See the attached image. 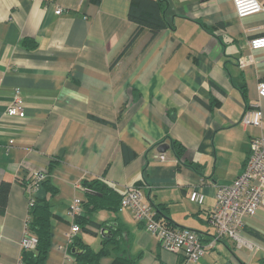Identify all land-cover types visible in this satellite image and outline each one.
Wrapping results in <instances>:
<instances>
[{"label":"crops","instance_id":"1","mask_svg":"<svg viewBox=\"0 0 264 264\" xmlns=\"http://www.w3.org/2000/svg\"><path fill=\"white\" fill-rule=\"evenodd\" d=\"M164 1L171 27L154 37L143 30L123 52L136 28L130 0H0V184L10 183L0 264L21 261L28 204L19 181L50 161L59 162L49 176L56 194L43 187L34 194L51 205L45 264H74L67 210L75 197L85 199V179L104 178L121 195L138 185L161 210L158 220L193 230L202 243L211 239L216 188L241 174L251 139L264 135V101L257 97L264 49L248 45L264 36V10L238 18L231 0ZM24 39L33 43L24 47ZM247 55L252 60L241 67ZM15 90L24 102L21 119L6 116ZM255 107L261 127H243L242 113ZM172 141L184 148L179 159ZM159 144L169 147L160 153L165 161L157 158ZM194 188L204 195L201 205L188 200ZM90 220L74 237L93 251L108 234L101 232L105 222L118 223L132 264L184 262L126 209L100 210ZM240 236L253 249L223 238L197 264H264V211L244 220ZM114 257L111 250L100 264Z\"/></svg>","mask_w":264,"mask_h":264},{"label":"built area","instance_id":"2","mask_svg":"<svg viewBox=\"0 0 264 264\" xmlns=\"http://www.w3.org/2000/svg\"><path fill=\"white\" fill-rule=\"evenodd\" d=\"M231 1L238 18L264 10V6L258 0ZM62 12L63 9H56L57 15ZM248 45L250 51L264 49V36L251 38ZM251 60V56L247 55L239 59L238 62L243 67ZM257 97L264 101V81L258 84ZM6 116L19 119L24 117V102L18 90L14 92L12 101L6 110ZM240 123L243 127L260 128L262 125L261 111L257 107L244 110ZM157 158L160 161H165L163 154L158 153ZM43 172H45L43 169H33L28 173V178L33 180L32 185H34L28 189V207L32 206L34 194L40 189V184L45 178ZM76 188H80V186H76ZM188 200L201 205L204 195L199 189L194 188L190 191ZM83 201L80 196L75 197L67 210V217L72 221L69 232L70 240L81 230L75 220L82 214L81 204ZM120 208V210H128L136 221L143 223L144 229L150 235L157 237L163 251L181 254L184 257L183 264L198 263L205 254V248H212L223 238L234 242L236 249L242 247L253 249V245L240 236V231L246 218H252L257 215L258 211H264V135L251 139L249 153L241 174L230 185H220L216 188L215 205L209 215V225L214 229V233L206 245H203L193 230L188 228L170 229L162 221L157 220L155 210L146 201L138 187L130 188L125 192ZM36 246L37 238L29 232L26 225L20 240V248L33 251ZM19 264L22 262L20 261Z\"/></svg>","mask_w":264,"mask_h":264},{"label":"trees","instance_id":"3","mask_svg":"<svg viewBox=\"0 0 264 264\" xmlns=\"http://www.w3.org/2000/svg\"><path fill=\"white\" fill-rule=\"evenodd\" d=\"M90 1L95 5H99L102 0ZM166 5L167 4L164 0H130L128 19L130 22L136 25V28L130 36L123 52H125L133 44V42L138 38L143 30L147 29L151 36L154 37L163 29L171 27L165 17ZM32 43L33 40L31 39H24L22 41L24 47H28ZM170 144L175 157L177 159L181 158L184 153V148L174 141H172ZM58 163L59 162L53 161H50L48 163L46 167L47 170L45 169V172H43L45 178L40 184V187H43L46 192H50L52 195L56 194V189L51 185L49 176L57 168ZM32 181L33 180L29 178L27 180V183H24V181H19L20 185L26 189L25 193L27 191V194L29 187L34 186L32 185ZM81 186L86 190V193L85 199L81 204L82 214L77 217L75 222L79 226H81L82 229H85V225L87 223H91L90 217L97 211L106 210L113 213H117L118 211H120L121 200L124 195H121L120 193L115 191L104 180V178H96L90 180L85 179L81 182ZM135 187L139 186L137 185ZM9 189L10 183L2 182L0 184V215L5 212ZM155 209L156 219L158 220L160 219V217H157L159 216V214L162 215V213L160 209L156 207ZM51 218L52 213L49 201L46 198H39L37 197V195L34 196L32 206L28 207L27 229L32 235L37 238V246L33 251H22V264L46 263L48 253L52 246ZM162 222L165 221L163 220ZM164 224L167 226V228L173 229V227L170 226L169 222H165ZM105 228L108 230V234L102 240V248L99 251H93L78 237H73L70 240L71 245L69 247V254L72 256L74 264H100V259L106 255L111 254V250L115 254L112 264H132L130 258L127 255L123 254L125 249L123 250V248L121 247V244H123V242L120 241V236H122V233L125 232V228H123V225H120L118 223L114 224L105 222ZM207 242L203 243V245H206ZM110 244L114 246L111 250L107 247ZM72 249H77L80 253L72 254ZM208 249L210 248H205V254Z\"/></svg>","mask_w":264,"mask_h":264},{"label":"water","instance_id":"4","mask_svg":"<svg viewBox=\"0 0 264 264\" xmlns=\"http://www.w3.org/2000/svg\"><path fill=\"white\" fill-rule=\"evenodd\" d=\"M168 146L166 144H159V146L157 147V151L159 153H164L165 151L168 150ZM102 234L105 235L106 233H108V230L107 229H103L101 230ZM71 253L72 254H79L80 252L77 250V249H72L71 250Z\"/></svg>","mask_w":264,"mask_h":264},{"label":"clouds","instance_id":"5","mask_svg":"<svg viewBox=\"0 0 264 264\" xmlns=\"http://www.w3.org/2000/svg\"><path fill=\"white\" fill-rule=\"evenodd\" d=\"M238 2H239V0H238Z\"/></svg>","mask_w":264,"mask_h":264},{"label":"rangeland","instance_id":"6","mask_svg":"<svg viewBox=\"0 0 264 264\" xmlns=\"http://www.w3.org/2000/svg\"><path fill=\"white\" fill-rule=\"evenodd\" d=\"M234 8V7H233ZM23 251V250H22Z\"/></svg>","mask_w":264,"mask_h":264}]
</instances>
